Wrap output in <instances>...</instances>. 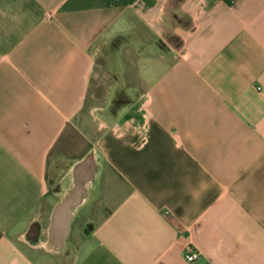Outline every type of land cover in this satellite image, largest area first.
<instances>
[{"label":"crops","instance_id":"obj_1","mask_svg":"<svg viewBox=\"0 0 264 264\" xmlns=\"http://www.w3.org/2000/svg\"><path fill=\"white\" fill-rule=\"evenodd\" d=\"M0 264H264V0H0Z\"/></svg>","mask_w":264,"mask_h":264},{"label":"water","instance_id":"obj_2","mask_svg":"<svg viewBox=\"0 0 264 264\" xmlns=\"http://www.w3.org/2000/svg\"><path fill=\"white\" fill-rule=\"evenodd\" d=\"M84 196V183L79 181L76 187L55 207L52 217L51 236L57 247L63 245L68 235L74 212L82 203Z\"/></svg>","mask_w":264,"mask_h":264},{"label":"built area","instance_id":"obj_3","mask_svg":"<svg viewBox=\"0 0 264 264\" xmlns=\"http://www.w3.org/2000/svg\"><path fill=\"white\" fill-rule=\"evenodd\" d=\"M200 251L194 246L188 245L185 248V257L188 262L195 261L200 256Z\"/></svg>","mask_w":264,"mask_h":264},{"label":"rangeland","instance_id":"obj_4","mask_svg":"<svg viewBox=\"0 0 264 264\" xmlns=\"http://www.w3.org/2000/svg\"><path fill=\"white\" fill-rule=\"evenodd\" d=\"M72 241H73V239H72V237L70 236L68 242L71 243Z\"/></svg>","mask_w":264,"mask_h":264}]
</instances>
